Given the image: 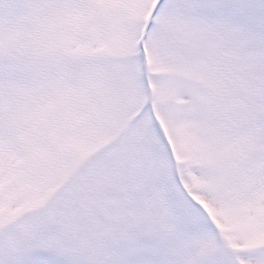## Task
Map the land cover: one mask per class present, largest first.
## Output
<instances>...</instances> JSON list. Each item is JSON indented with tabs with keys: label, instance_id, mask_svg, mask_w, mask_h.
<instances>
[{
	"label": "snow or ice",
	"instance_id": "obj_1",
	"mask_svg": "<svg viewBox=\"0 0 264 264\" xmlns=\"http://www.w3.org/2000/svg\"><path fill=\"white\" fill-rule=\"evenodd\" d=\"M0 264H264V0H0Z\"/></svg>",
	"mask_w": 264,
	"mask_h": 264
}]
</instances>
